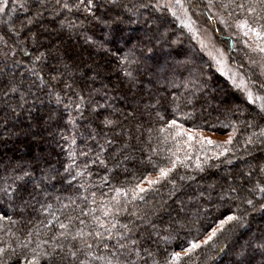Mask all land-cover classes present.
Listing matches in <instances>:
<instances>
[{
    "label": "trees",
    "instance_id": "obj_1",
    "mask_svg": "<svg viewBox=\"0 0 264 264\" xmlns=\"http://www.w3.org/2000/svg\"><path fill=\"white\" fill-rule=\"evenodd\" d=\"M185 2L264 98V39L238 28L258 27L264 7ZM192 39L155 0H0V264H50L53 249L58 264H103L68 255L97 218L116 223L136 264H264V99L250 102ZM229 215L241 219L183 255Z\"/></svg>",
    "mask_w": 264,
    "mask_h": 264
},
{
    "label": "snow or ice",
    "instance_id": "obj_2",
    "mask_svg": "<svg viewBox=\"0 0 264 264\" xmlns=\"http://www.w3.org/2000/svg\"><path fill=\"white\" fill-rule=\"evenodd\" d=\"M85 0H80V3L83 4ZM89 3H91V0H89ZM177 4L181 3V0H176ZM246 3L248 4L249 11H255L254 8L251 7L253 3H258L262 7H264V0H246ZM67 7V4L64 5ZM237 8L244 9L245 8V3H238L236 4ZM261 20H264V15L257 14L256 18V24L257 26H254L253 24H250L247 20L243 21L239 27L244 30V35H248L249 33H255L256 37L258 39H264V23H260ZM261 52H264V47H261L259 49ZM259 88L264 89V82H261L257 85ZM257 99H264L261 97H257ZM249 101L252 102V96L249 94ZM261 112H264V104L261 105ZM176 121L173 120L172 124L175 125ZM230 142V141H229ZM211 143V141H209ZM170 170H165V169H160V175L162 177H167L169 174ZM27 175V173H26ZM159 181L157 180H149V184H154L158 183ZM0 191H3L5 194H8V189H2ZM141 192H144V188H140ZM260 191L264 192V188H261ZM247 203L251 204L252 201L248 200ZM105 216L111 215L110 212L105 211L104 212ZM241 218L235 215H229L225 219L221 220L218 227L216 229H213L211 233L207 236L206 239L202 241V243H191L187 248L183 250V255L184 256H190L193 252H195L196 249L208 245L218 234V232H222L224 229V226L228 224L229 222L232 221H239ZM71 221V218H69ZM81 224L84 223L83 220L80 221ZM97 224L98 228L88 232L86 235L83 232V230H79L77 234L72 235L71 239L73 241H76L79 239L82 242V247H76L75 245L73 246L75 248L74 251H69L68 255L71 256L73 260L78 259V253H81L84 255L86 259L90 258L91 260H97V261H103V264H136V260L133 259L134 256H139L138 252H135L133 248H130L128 244L125 242L126 237L120 233V234H115L113 233V229L116 228V223L110 222L109 225H106L102 222L99 221L97 218ZM61 228H67V225L61 223L60 225ZM122 228L131 231L129 229L127 224L121 225ZM99 229H103V231H100ZM86 237H91L93 241L95 242V246L97 249H103L104 252L106 253L105 255H90L91 250L93 249V243H89L88 239ZM115 239V244L109 245L108 242L112 241ZM136 241L133 240L132 244L136 245ZM259 247L264 248V244L259 245ZM88 250V251H85ZM115 249V251H113ZM4 249H0V254H2ZM118 254V255H117ZM149 255H151L149 253ZM174 260H180L182 258L181 253L175 252L172 254ZM120 257H124L123 260L120 259ZM66 257L65 256H58L56 254L55 249H53V252L51 254L46 255V259L49 260L50 264H58V262H62ZM143 259L144 264H148V258L146 257H141ZM29 264H39V261H29ZM80 264H85L84 260L80 261ZM152 264H159V261L153 260Z\"/></svg>",
    "mask_w": 264,
    "mask_h": 264
},
{
    "label": "rangeland",
    "instance_id": "obj_3",
    "mask_svg": "<svg viewBox=\"0 0 264 264\" xmlns=\"http://www.w3.org/2000/svg\"><path fill=\"white\" fill-rule=\"evenodd\" d=\"M155 2L157 3L158 7L168 9V11H170V13L174 16L176 22H178L182 27L184 26L186 31L193 38L192 40L196 43L199 49L210 59L213 66L223 77H225L232 83V85L239 88L243 93H245L248 100L249 94H251L252 102H255L257 105L259 104V99H257L254 91L250 88L241 71L231 63L228 52L226 51L224 45L217 42L211 30V27L206 25L203 20L195 16L192 8L185 2V0H181L180 4H177L176 0H155ZM8 17L10 19L12 17V14H9ZM218 22L220 21L217 20V23ZM249 34L252 35L253 39L256 37V35L253 33ZM249 34L247 36H250ZM240 36H246L244 35V30L242 31V34H240ZM256 39L258 38L256 37ZM261 47H264V44L263 46L261 45ZM261 47H258L257 50L260 51L259 49ZM258 65L264 72V68L260 64ZM223 108L231 109L234 108V106L232 102H228L223 105ZM194 134L197 135L200 140L206 139L208 141H224V137H217L216 135H212L206 132H195Z\"/></svg>",
    "mask_w": 264,
    "mask_h": 264
}]
</instances>
